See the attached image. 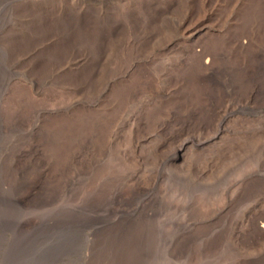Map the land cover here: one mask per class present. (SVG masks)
Returning <instances> with one entry per match:
<instances>
[{
	"label": "rangeland",
	"instance_id": "obj_1",
	"mask_svg": "<svg viewBox=\"0 0 264 264\" xmlns=\"http://www.w3.org/2000/svg\"><path fill=\"white\" fill-rule=\"evenodd\" d=\"M263 225L264 0H0V264H264Z\"/></svg>",
	"mask_w": 264,
	"mask_h": 264
},
{
	"label": "bare ground",
	"instance_id": "obj_2",
	"mask_svg": "<svg viewBox=\"0 0 264 264\" xmlns=\"http://www.w3.org/2000/svg\"><path fill=\"white\" fill-rule=\"evenodd\" d=\"M76 44H77V42H76ZM222 68H224V67H222ZM218 70L219 71H217V69H216V73L215 74H213L209 79H211V80H214V81H219V82H221L222 81V79L224 78V77H226V75H230L231 77H232V79L238 84V83H240L242 80V78H240L241 77V75L239 76V73H237L236 71L235 72H232V71H228V69L226 70L225 68L222 70V69H219L218 68ZM209 77V76H208ZM242 83V82H241ZM240 83V84H241ZM11 130H13V128L11 129ZM14 130H15V128H14ZM26 137V136H25ZM26 140H27V138H26ZM27 170V169H26ZM27 173H28V171L26 172V171H24V170H22V171H17V173H15V174H17V178H18V185H17V188H18V190H20V188L22 189V182H23V180L25 179V178H27ZM13 174V173H12ZM29 175V174H28ZM29 178V177H28ZM17 181V180H16ZM44 183H40V184H35V185H33V190H38V196L39 195H42L43 193H45L46 192V190H47V186H45V185H43ZM38 198V197H37ZM137 198L138 197H134V201H136L137 200ZM23 199V198H22ZM39 200H40V196H39V199H31V198H25L24 200H22V201H24L23 203H25V204H27V205H39ZM42 202V201H41ZM91 214H90V219H89V224H90V226L93 228V230H98V228L100 227V225L103 223V222H107V221H105V217L104 218H102V217H100V216H98V214H97V209H98V204L97 203H91ZM107 216H109V215H107ZM108 218V217H107ZM111 220V219H110ZM136 220V219H135ZM88 221V220H87ZM108 223V222H107ZM106 223V224H107ZM126 223V222H125ZM129 223V222H128ZM128 223H126V225L125 226H123V228H122V230L120 229L119 231H124L125 230V227H126V229H129V228H131V226L128 224ZM84 224V223H83ZM109 224V223H108ZM107 224V225H108ZM123 224H124V222H123ZM113 225V224H112ZM103 226V225H102ZM104 226H105V224H104ZM111 226V225H110ZM110 226H108V227H110ZM116 226V225H115ZM119 226V225H118ZM106 227V226H105ZM108 227H106V228H108ZM117 227V226H116ZM263 227H264V225H263ZM103 229H105V228H103ZM111 229H112V227H111ZM107 230V229H106ZM115 230V229H114ZM112 231V230H111ZM116 231V230H115ZM125 232V231H124ZM97 233H98V231H97ZM101 233V232H100ZM104 233V232H103ZM109 233H110V230H109ZM117 234V233H116ZM124 234V233H123ZM111 246V245H110ZM113 248V247H112Z\"/></svg>",
	"mask_w": 264,
	"mask_h": 264
}]
</instances>
